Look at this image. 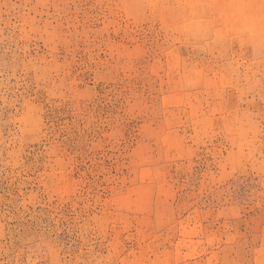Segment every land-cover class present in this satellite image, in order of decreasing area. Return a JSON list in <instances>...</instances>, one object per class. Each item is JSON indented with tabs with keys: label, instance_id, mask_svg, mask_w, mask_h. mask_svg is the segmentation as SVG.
Masks as SVG:
<instances>
[{
	"label": "rangeland",
	"instance_id": "rangeland-1",
	"mask_svg": "<svg viewBox=\"0 0 264 264\" xmlns=\"http://www.w3.org/2000/svg\"><path fill=\"white\" fill-rule=\"evenodd\" d=\"M0 264H264V0H0Z\"/></svg>",
	"mask_w": 264,
	"mask_h": 264
}]
</instances>
